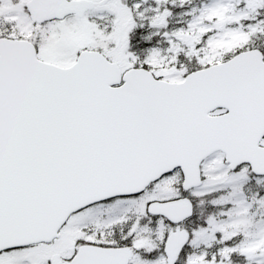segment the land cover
Listing matches in <instances>:
<instances>
[{
	"label": "snow or ice",
	"instance_id": "1",
	"mask_svg": "<svg viewBox=\"0 0 264 264\" xmlns=\"http://www.w3.org/2000/svg\"><path fill=\"white\" fill-rule=\"evenodd\" d=\"M0 264H264V0H0Z\"/></svg>",
	"mask_w": 264,
	"mask_h": 264
}]
</instances>
